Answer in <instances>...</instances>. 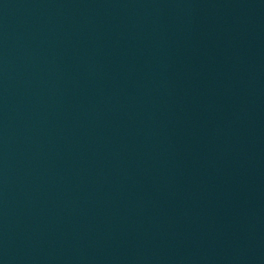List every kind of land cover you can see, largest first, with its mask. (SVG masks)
<instances>
[{"label":"water","instance_id":"water-1","mask_svg":"<svg viewBox=\"0 0 264 264\" xmlns=\"http://www.w3.org/2000/svg\"><path fill=\"white\" fill-rule=\"evenodd\" d=\"M211 0H0V130L107 52Z\"/></svg>","mask_w":264,"mask_h":264}]
</instances>
